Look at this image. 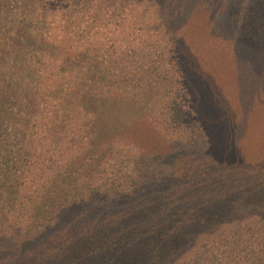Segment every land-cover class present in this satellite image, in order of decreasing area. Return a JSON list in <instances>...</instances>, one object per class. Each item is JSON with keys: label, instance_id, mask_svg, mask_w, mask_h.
Listing matches in <instances>:
<instances>
[{"label": "rangeland", "instance_id": "obj_1", "mask_svg": "<svg viewBox=\"0 0 264 264\" xmlns=\"http://www.w3.org/2000/svg\"><path fill=\"white\" fill-rule=\"evenodd\" d=\"M96 5L104 68L120 73L118 86L129 90L139 111L124 116L125 127L111 136L114 143L102 146L117 154L113 162L120 166L78 168L87 182L95 176L93 188L71 191V209L77 208L59 215L63 221L47 235L50 240L69 232L71 245L51 244L41 264H124L122 238L90 246L82 239L91 210L100 207L94 213L99 222L120 221L123 229L126 220V227L134 228L149 215L168 214L159 206L175 198L184 207L203 198L214 212L221 201L223 210L231 202L242 205L236 215L227 212L219 228L208 229L216 234L204 233L192 245L199 250L196 262L231 254H236L233 262H247L252 245L264 244V211L258 209L264 203V0H100ZM78 143L71 137V155L77 154L74 147L85 148ZM105 168L109 182L103 189L99 170ZM138 168L141 175L134 179ZM73 199L80 200L72 205ZM129 245L135 249L128 250L132 258L138 248Z\"/></svg>", "mask_w": 264, "mask_h": 264}, {"label": "trees", "instance_id": "obj_2", "mask_svg": "<svg viewBox=\"0 0 264 264\" xmlns=\"http://www.w3.org/2000/svg\"><path fill=\"white\" fill-rule=\"evenodd\" d=\"M96 2L100 0H0V264H41L51 244L71 245L69 232L51 241L47 235L63 221L59 215L77 208L71 209V191L82 194L78 188H93L95 176L87 182L78 168L118 164L113 162L117 154L109 155L102 146L114 143L111 136L125 127L124 116L138 115L139 104L118 86L120 73L104 68ZM75 32L77 40L71 38ZM71 137L85 147H74L76 155H71ZM106 170H99L103 189L109 182ZM140 170L135 169L134 179ZM73 200L72 205L80 199ZM206 202L201 198L198 205L184 207L181 199H170L159 206L168 214H148L134 228L126 227L125 220L123 229L120 221L99 222L94 213L100 207L93 208L82 239L90 246L122 238L124 264H264V244L252 245L250 259L243 263L233 262L236 254L194 261L199 250L192 243L219 228L227 212L236 215L243 208L231 202L223 210L221 201L214 212L205 208ZM259 207L264 211V203ZM130 241L138 248L132 258L127 255L135 252L128 249Z\"/></svg>", "mask_w": 264, "mask_h": 264}]
</instances>
